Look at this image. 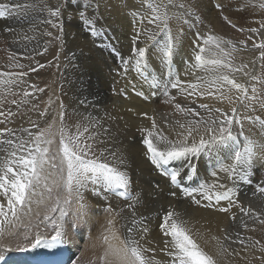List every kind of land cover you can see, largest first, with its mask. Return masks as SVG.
I'll return each instance as SVG.
<instances>
[{
	"label": "bare ground",
	"instance_id": "obj_1",
	"mask_svg": "<svg viewBox=\"0 0 264 264\" xmlns=\"http://www.w3.org/2000/svg\"><path fill=\"white\" fill-rule=\"evenodd\" d=\"M56 1L62 3V0ZM71 1L66 0L64 11L61 10L68 16L67 27L59 32L66 39L64 44L60 42L55 49L51 47L48 51L41 50L46 43L43 41L45 36L35 35L36 27L32 29L28 24L31 21L23 20L20 24L26 23L27 27L23 25L13 30L16 35L35 37L33 41L30 39L22 42L23 38L14 40L9 36L7 43H10L11 50L8 48V52L0 50L3 63L0 68L13 69L18 68L16 64H22L23 68L27 69V65H32L34 72L32 70V74L27 72L29 76H32V79L38 77L42 79L36 81L40 86L34 88H27L26 86L29 85H24L25 87L21 86V88L10 86L6 89L0 85V98L2 101L7 100L6 103L0 102V112L4 113L0 116V130H10L9 132L0 131V135L3 136L0 138V162L15 150L5 141L27 140L29 132L35 134L38 131L34 125H37L39 130H42L41 127L44 128L45 125L48 128L52 125L51 131L57 132L62 123L61 116H63V123L69 127L84 120H90L93 123L99 121L104 128L111 130L115 138L111 143L112 146L117 145L127 159L131 176L129 192L132 195L130 199L122 200L103 189H100L97 195L91 190L92 185L89 184L86 189L80 191L79 200L75 195V206L70 211V215L74 218L71 219L72 222L65 221L63 217L60 219L58 226L63 232L64 241L71 244L75 253L78 252L76 259L74 256L69 264H73L74 260L88 258L89 252H92L87 251L90 248L96 247L100 253L104 254L106 245L103 242V236L111 238L112 232H115L123 239L122 225L125 218H132L133 211L137 218L141 216L147 218L145 223L148 233H141L143 235L142 246L153 250L147 255L154 257L160 264H168L171 257L162 254L158 249L166 246L165 241L170 239L165 237L159 228L163 215L170 209L180 213L182 218L189 221L194 238L206 250L215 254L218 248L223 247L224 253L218 258L219 264H264V260L261 259L264 257V251L260 248V245H264V223H261V220H264V194L257 192L256 188L257 184L264 186V164L253 163L249 169L251 183L222 171V164L226 166L232 163V151L236 147L232 145L219 151L218 154L193 157L191 163L196 165V173L193 174L191 180L183 178V172L187 170L186 161L174 162L170 165L172 168L183 166L180 178L182 187H177L169 177L163 175L150 162L146 155L147 148L142 143V140L146 138L144 130H152L153 119L157 126L155 131L163 132L169 139H177L178 133L183 131L180 124L187 125L190 121L201 117L209 118L208 112L200 107L201 104H207L210 108H220L230 115L233 107L237 109L243 125V136L239 137L238 145L246 146L245 137L264 145V127H261L260 123L243 119V117L251 116L259 117L264 121L262 104L248 99H244L241 103L237 97L243 94L230 86H226L223 91V95L228 97L227 100H222L218 96H201L199 90L193 92L192 89L187 88V84L197 82L198 77L227 74L249 88V96L253 94L252 89L254 88L255 95L264 101V76L258 83L252 79L257 64L256 58L254 59L257 53L254 42L256 31H251L252 21L249 15L253 0H173V4L177 6L170 5L168 11L176 15L168 21V27L171 30L175 47L173 56L166 62L161 59V48L156 43L159 41L162 44L165 37L156 25L149 22L151 13L146 7L148 3H154L155 0H93L94 2H88V5L86 3L87 9L94 4L98 6L96 20L105 27L107 40L101 37L92 38L80 25L82 20L79 16L80 7H84L82 3L86 1L76 0L78 1L77 7L72 5ZM52 4L53 0H43V9L47 6V9L43 10L44 17H51L48 9L52 8ZM181 4L183 7H178ZM241 5H247V10H234L235 6ZM82 9V11L85 10ZM93 9L95 11L94 7ZM62 23L60 22L61 28ZM208 34L233 41L236 46L234 51L231 50V46L222 45V47L231 51V63L234 69H239L238 71L220 68L217 72H212L210 69L195 66V55L199 51L197 45H203ZM151 36H155V40L149 39ZM61 45L66 46L65 52ZM113 48H121L125 53L133 49L147 48V68L137 69L138 57L134 51L128 56L126 66L123 68L117 63ZM52 50H59L55 58L51 53ZM3 53L5 56L2 57ZM37 60L40 63L34 65ZM144 71L148 74H144ZM177 76L182 84L179 88H172L170 81L175 82ZM22 79L26 81L27 75ZM44 98L48 100L46 105L43 104ZM12 100H16V104H13ZM229 100L232 103H229ZM244 104H253L255 110L246 109ZM176 105H180L181 108L177 109ZM183 109H194L200 115L197 117ZM145 113L147 115H144ZM215 117L218 118L219 114H215ZM203 131L204 128L201 125L200 133H193V137L198 139ZM233 131L239 133L240 126L234 123ZM57 143H59L58 138ZM213 172L216 173L215 176L212 175ZM201 183L221 185V187L214 188V192L222 193L232 189L231 200H221L217 203L215 199L207 200L202 192H194L190 196L184 194L183 188H196ZM172 193H175V196ZM253 193L256 194L253 195ZM61 194H63L62 203L65 205V191ZM195 201L200 203L197 204ZM130 204L133 205L132 209L128 207ZM35 208L38 212L41 208L37 201L31 203L30 210L25 208L18 213V221L26 220L29 212ZM222 208H228V211H221ZM241 208L251 211L245 214ZM257 213L259 216L256 215ZM109 220L114 222L111 232L108 231ZM32 223L41 227L37 225L38 227L32 231V234L24 233L19 243L11 238V226L4 235L0 236V256H4L11 250L31 247L37 234L39 236L54 234V232L49 234L42 231L47 226L42 216L35 218ZM75 227L77 230L73 232ZM213 237H218L219 241L214 240ZM241 240L244 241L243 244L240 243ZM256 241H259V244H256ZM113 243H118V241H113ZM93 255L95 256V253Z\"/></svg>",
	"mask_w": 264,
	"mask_h": 264
},
{
	"label": "snow or ice",
	"instance_id": "obj_2",
	"mask_svg": "<svg viewBox=\"0 0 264 264\" xmlns=\"http://www.w3.org/2000/svg\"><path fill=\"white\" fill-rule=\"evenodd\" d=\"M170 5L177 6L173 4V0H155L154 3L146 5L151 13L149 22L156 25L165 37L162 44L156 41L161 48V59L165 62L173 56L175 47L168 21L176 13H169L168 8ZM178 7L182 8L183 5H178ZM260 7H264V4H261ZM45 9H47V6H45ZM48 10L50 15L54 17H59L61 14L59 6ZM14 11H16L15 8L9 9L0 3V17H5ZM79 16L82 20L90 23L84 11H81ZM251 31H256V29H251ZM149 39L155 40V36H151ZM222 45L231 46L232 51L236 48L232 40L208 34L203 41V45H197L199 51L195 55V66L210 69L212 72H217L220 68L238 71L239 69H234L231 63V51L226 47H222ZM260 46L264 47V44ZM133 51L138 57L136 60L137 69L145 70L147 68V48L133 49ZM16 67L23 68L24 65L16 64ZM26 75L25 72H0V85L7 89L17 84ZM252 79H255V77H252ZM181 84L182 82L178 76L175 82L170 81L172 88H179ZM226 86L235 88L243 94L241 97H237L241 103L244 99H248L264 106V101L255 95L256 90L254 88L252 89L253 94L249 96V88L230 78L227 74L198 77L197 82L187 84V88L192 89L193 92L199 90L201 96H218L222 100L228 99L227 96L223 95ZM25 95H28V93H25ZM11 102L16 104V100ZM229 103H232V101L229 100ZM200 107L208 112L209 118L204 119L201 117L190 121L187 125L180 124L183 131L178 133L177 139H169L163 132L155 131L157 126L153 119L152 130L145 129L146 138L142 140L147 148L146 155L150 162L163 175L169 177L174 185L182 187L180 178L182 177L183 166L172 168L170 165L174 162L186 161L187 170L183 172V178L191 180L193 174L196 173V165L191 163L193 157L211 156L214 153L218 154L219 151L225 148L236 145L232 151V163L226 166L222 164L221 170L230 173L232 176H237L242 181L251 183L249 169H251L254 162L264 164V145L251 141L247 137H245L246 146L237 144L239 137L243 136V125L235 107L231 109V115L220 108H210L207 104H201ZM244 107L255 110L253 104H244ZM176 108L180 109L181 106L176 105ZM183 111L197 117L200 115L194 109H183ZM215 114H219V117H215ZM3 115L4 113L0 112V116ZM243 119L260 123L261 127H264V121L260 120L259 117L246 116ZM61 121V126L56 133L51 131L52 125H49L47 130H39L38 126L34 125L38 131L35 134L29 132L27 140L19 142L15 140L5 141V143L12 145L15 150L11 151L7 158L0 162V236L4 235L10 226H13L14 221L19 220L18 213L21 210L25 208L30 210L31 197L36 194L38 187L43 186L48 192L52 191L48 187L50 176V173H47L48 168L60 171L63 187L69 193L73 189L80 192L90 184L92 185L91 190L97 195L99 190L103 189L120 197H129L131 176L128 171L127 159L119 149L108 146L115 139L111 134V130L104 128L99 121L93 123L90 120H84L72 127L63 123V116H61ZM234 123L241 128L239 133L233 131ZM201 125L204 128L203 134H199V138L196 139L193 137V133H200ZM0 131L9 132L10 130L3 129ZM57 136L59 143L53 151L52 145L56 143ZM212 175L215 176L216 173L213 172ZM53 183L56 182L53 181ZM216 187H221V185L201 183L196 188H183L182 190L187 196L192 195L194 192H202L207 200L215 199L217 203L221 200H231L232 189L222 193L214 192L213 189ZM256 188L257 192L264 194V186L257 184ZM255 194L253 193V195ZM172 195L175 196V193H172ZM64 203L67 204L69 201L65 199ZM195 203L199 204L200 202L195 201ZM56 207L59 208V204ZM128 207L132 209L133 205L130 204ZM53 210H56V208ZM220 210L227 212L228 208ZM59 211L61 216L66 215L63 208H59ZM241 211L247 214L251 210L241 208ZM256 215L259 216V213ZM45 219H49V217L46 216ZM146 220L147 218L143 216L137 218L133 211L132 218H125L122 225L124 228L123 239L117 236L115 232H112L111 238L103 236V242L106 245L104 254L101 257L103 264H160L154 257L147 255L148 252L153 250L145 248L141 244V240H143L141 233H148ZM113 223V220L108 221L109 232L112 231L111 226ZM261 223H264V220H261ZM159 228L165 237L170 238L165 241L166 247L170 249L167 252V255L171 257L168 264H219L218 258L223 256V247L218 248L215 254L206 250L194 238L189 221L182 218L180 213L170 209L163 215ZM213 239L219 241L218 237H213ZM113 241H118V243H113ZM64 243L63 232L57 226L50 238H41L37 234L31 247L56 250ZM240 243L243 244L244 241L241 240ZM255 243L259 244V241ZM260 248L261 251H264V245H260ZM0 259H3V257L0 256ZM261 259L264 260V257H261Z\"/></svg>",
	"mask_w": 264,
	"mask_h": 264
},
{
	"label": "rangeland",
	"instance_id": "obj_3",
	"mask_svg": "<svg viewBox=\"0 0 264 264\" xmlns=\"http://www.w3.org/2000/svg\"><path fill=\"white\" fill-rule=\"evenodd\" d=\"M54 1H56V0H53V4L51 5V7H52L51 9L59 6L60 9L64 11V7L66 6V0H62V3H59L58 1H56L57 2L56 3ZM83 1H86V2H83ZM83 1H82L83 2L82 3V6L84 5V7H80V9H81L80 12L83 10L82 8L85 9L84 10L85 16L90 20V23L89 22H86L85 20H81L80 25L84 29H86V31L89 33V35H91L92 38L101 37L104 40H107V38L105 37V31H104L105 27L104 26H101L102 23H99L98 20H96L97 19V11L96 10L97 9L99 10L98 6L96 4H94L92 7L89 8L90 9L89 10V9L86 8V6L88 5V2H94V1L93 0L92 1L91 0H83ZM0 3L4 4L6 6V8H9V9L10 8H15L16 9V11L11 12V14L6 15L5 17H0V50H3V51L8 52L7 51V48L8 49L11 48L10 43H7L9 36H10V39H14V40H18V39H22L23 38L22 42H24V40L25 41H29L30 39H31L30 41H33L32 39L35 38V37L29 36V37H31V38H29L28 36L16 35L15 32H14V30H13L14 28H17V27L19 28L20 26H23V25H26V27H27V24L26 23L20 24V21H23V20H27L28 22L31 21L28 24L32 27V29H34L36 27V29H34V31L36 32L35 35H37L38 37H40V36L41 37H44L45 36L43 38V41H44V43L45 42L46 43H45V46L43 45V47H42L41 50L46 49L48 51V49L49 48L51 49V47H53V49H55L56 45L60 44V42H61V44L62 43L64 44V40L66 41V39L63 38L62 33H59V32L60 31L62 32V29H64L65 27H67V24H68V16H67V13H62L61 12V14L59 16L60 18L59 17H54V16H51L50 18H48V16L44 17V13H43V10H42L43 9V0H0ZM71 3L74 6L76 5L75 7L78 6V1H76V0H72ZM86 3H87V5H86ZM259 4L260 5L261 4H264V0H253L252 9L250 10V13H249V15H251L250 16V20L252 21V29H256V32H255V35L256 36L254 38V42L256 44V48H258V49L255 48V51H257V53H256V55H254V59L256 58L255 60H256V63H257V64L255 63L256 64L255 65V70L253 72V74H254L253 76L255 77V83H258V81L261 80V77L264 76V47H261L260 46V45L264 44V36H263L264 35V7H260ZM61 5H63V6H61ZM93 7L95 8V11H94ZM242 9L243 10H247V5H241L239 7L235 6V8H234V10H236V11L237 10L242 11ZM226 11H227V9H226ZM48 13L50 14V12H48ZM91 14H92V16H91ZM224 14H226V13H224ZM94 15L96 17H94ZM256 15H258V16H256ZM61 17H63V19ZM56 20H59V21H56ZM14 22L16 24H13ZM60 22H63L62 23V26H63L62 28L60 27ZM54 25H59V26H55L54 27ZM3 29L7 33L4 32ZM1 31H3V32H1ZM50 31H51V33H50ZM12 32H14V33H12ZM26 32H27V30L25 31L24 35L26 34ZM93 33H95V34H93ZM59 36H61V37H59ZM2 37H3V39H2ZM59 39H61V40H59ZM4 41H5V43H3ZM257 45H259V46H257ZM61 47L63 48V50L65 52V50L67 49L66 46L61 45ZM39 52L40 51H38V53ZM132 52L133 51L131 50L130 52L125 53V51H123L121 48L120 49L119 48H113V54L116 56V59L118 60L117 63H119L120 65H122L123 68H125V66H126L125 65V62L128 61L127 60L128 59V56ZM51 53H52V55L54 54V58H55L58 55L56 53H59V50H52ZM3 56H5L4 53H3L2 57ZM122 57H124V58H122ZM1 60H2V58H0V66L3 64ZM37 63H40V61L37 60V62L34 65H36ZM13 64H16V63H13ZM31 66L32 65H29V66L27 65V69L26 68H21L22 70L21 69L19 70L18 68L9 69V68H4V67L2 68L1 67L0 68V72L20 73V71L21 72H24L26 70L25 73L28 72V73L32 74L31 70L34 69V67H31ZM32 71L34 72V70H32ZM28 73H27V78L28 79L26 81H22L23 79L21 78V80L19 81L20 84L17 83V84H15L16 86L15 85H12V87L13 88H15V87L21 88V86L22 87H25L24 85H29V86H26V87L27 88H34V87L40 86L39 83H37L36 81H39V80L41 81L42 79L40 77H38L37 79L36 78L35 79H32V76H29L30 74H28ZM144 74H146V73H144ZM43 100H44L43 101V104L46 105L48 103L47 98H44ZM1 101H2V99L0 98V102ZM2 102H5L6 103L7 100H3ZM47 128H48L47 125H45L44 128L41 127L42 130H47ZM53 133H56V132H53ZM2 137L3 136L0 135V138H2ZM57 138H58V136H57ZM57 138H56V143H54L52 145V150L53 151H55V149L58 146ZM108 146L115 147V148L117 147V145H113L112 146V144H110ZM117 149H119V148L117 147ZM47 173H50L49 180H48V187L51 188L52 191L51 192H48L47 189L44 188L43 186L38 187L36 189V195L37 196L36 195H33L31 197V200H32L31 203L34 202V201H37L39 207H41V208H39V212H38V209H36V208H35V210H31L29 212L30 214H29V216H27L26 220H24V221H18V222L15 221L14 224H13L15 227H12L11 226L12 237L11 236L10 237L12 239H14V241L16 243H19L20 242L21 238L24 236V233H27V234L30 233V234H32V231L36 227H38V226L41 227L38 224H37L38 226L35 225V224H33L34 222L32 223V221L35 220V218H38V216H42V218H45L46 216H48L51 219V220L50 219H45V223L47 224V226H45L43 228L44 230L42 229V231H46L49 234H52L55 231V228H56V226H58V224L60 222V219L62 217H63V219L65 221L67 220V222H69V223L72 222V220L74 219L70 215L71 214L70 211H72V209L75 206V201H76L75 195L77 196V200H79L81 198L80 192L77 193V194H79V196H78L76 194L77 191L75 189H73L72 192L69 193L63 187V179H62L61 173H60V171L58 169L48 168L47 169ZM53 181H55L57 184L56 183H53ZM38 190H39V192H38ZM62 191H65V195H66L65 198L69 201V203H67L65 205L62 203V195H63V194H61ZM57 204H59V208H63V209L65 208L64 210L66 212V215L61 216L60 211H59V208L56 207ZM54 208H56V210H53ZM36 210H37V213L38 214L36 213ZM67 210H69V211H67ZM107 211H109V210H107ZM34 212L36 214H34ZM68 212H70V213H68ZM68 215H69V217H68ZM58 219H59V221H57ZM42 222H40V223H42ZM43 224H44V222H43ZM76 230H77V228L75 227L73 229V232L74 231L76 232ZM158 250L162 254H166L167 255V252L170 249L168 247H166V246H162V248H160ZM87 251H92V252H89L88 258H86L84 260L79 259L78 261L74 260L73 264H90V263L91 264H103V262L101 260V257L103 256V254L100 253V250L99 249H96V247H94V249L93 248L92 249L90 248ZM94 253H95V256L93 255ZM77 256H78V252L75 253V257L74 258L76 259ZM89 257L91 259H89Z\"/></svg>",
	"mask_w": 264,
	"mask_h": 264
}]
</instances>
